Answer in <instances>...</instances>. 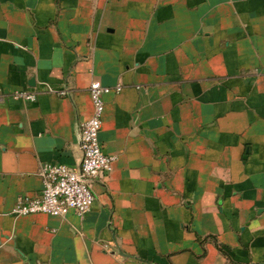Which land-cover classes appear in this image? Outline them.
<instances>
[{
	"label": "crops",
	"instance_id": "obj_1",
	"mask_svg": "<svg viewBox=\"0 0 264 264\" xmlns=\"http://www.w3.org/2000/svg\"><path fill=\"white\" fill-rule=\"evenodd\" d=\"M94 80L90 211L14 215ZM0 94V264H264V0H0Z\"/></svg>",
	"mask_w": 264,
	"mask_h": 264
},
{
	"label": "built area",
	"instance_id": "obj_2",
	"mask_svg": "<svg viewBox=\"0 0 264 264\" xmlns=\"http://www.w3.org/2000/svg\"><path fill=\"white\" fill-rule=\"evenodd\" d=\"M121 85H115V90ZM89 96L92 104L90 117L79 123L80 164L76 168L64 164H42L39 169L42 186L34 196H22L12 209L16 216L34 213H45L63 217L69 210L84 216L91 209L94 201L92 185L100 179L104 172L112 168L113 155L103 151L99 140L104 111L103 95L109 88L99 81L89 85ZM58 93L64 94L63 90ZM13 97L33 100L35 92L17 90ZM2 95L0 94V100Z\"/></svg>",
	"mask_w": 264,
	"mask_h": 264
}]
</instances>
